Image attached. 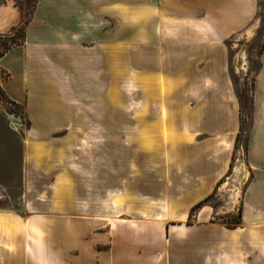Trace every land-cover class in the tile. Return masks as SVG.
Here are the masks:
<instances>
[{"label":"crops","instance_id":"0c3cea01","mask_svg":"<svg viewBox=\"0 0 264 264\" xmlns=\"http://www.w3.org/2000/svg\"><path fill=\"white\" fill-rule=\"evenodd\" d=\"M233 6V0H36L22 43L2 57L18 54L17 95L3 83L11 69L0 65L4 94L30 122L22 139L23 183L62 181L67 161L59 133L76 121L104 119L105 98L120 76L122 15L132 17V40L144 42L145 69L135 71L147 78L148 91L132 105L148 107L132 117L151 142L132 160L131 220L106 222L104 210L71 186L57 200L50 192L23 193L28 203L21 208L0 209V264H264V47L253 83L240 221L232 228L211 222L203 208L186 224L191 207L225 176L238 122L223 80V37L211 31L184 37L168 26L212 24L201 9ZM22 20L13 2L0 0V34ZM104 51L113 61L107 68Z\"/></svg>","mask_w":264,"mask_h":264},{"label":"rangeland","instance_id":"374dc122","mask_svg":"<svg viewBox=\"0 0 264 264\" xmlns=\"http://www.w3.org/2000/svg\"><path fill=\"white\" fill-rule=\"evenodd\" d=\"M10 1L20 9L23 20L28 19L36 2ZM233 5L232 10L221 7L201 9L200 17H211L212 24L168 26L169 32H179L184 37L210 31L223 37L221 45L226 54L223 80L227 79L230 84L238 122L225 176L217 182L201 206L191 213L189 211L186 224L196 222L200 210L204 208L208 211L211 222L234 227L239 216L242 191L248 180L245 151L258 55L264 47V0H233ZM191 11L185 9V14ZM227 21L229 22L225 23ZM121 31L120 61L119 64L117 62L120 76L114 84L116 87L113 88L111 98H105L104 119L76 121L70 127L72 129L59 133L60 136H65L60 139L65 147L66 152L63 154L67 162L61 171L59 169L61 174L58 176H61L62 181L54 185L24 184L21 179L22 139L30 128V122L23 106L4 94L1 82L6 75L0 68V91L3 93V97H0V209L21 208L24 203H28L24 201L23 193L50 192L57 200L71 186L90 201V207L98 206L104 210L106 222L132 219V178L137 169L132 160L138 156V149H144L147 140L151 142L145 131H142L143 128L136 129V122L132 117L139 107L144 113L148 106L138 102L136 110L132 103L135 104L136 97L144 99L148 88H145L144 81L147 78L135 71L136 67L145 69L144 42L132 40V17L122 15ZM10 39L15 41L14 46L20 45L22 28L0 34V45ZM136 52L142 56H136ZM17 56L15 52L0 60V65L5 70L11 69L12 73L3 81L4 86L10 94L16 95L19 91L18 81L12 67L17 65ZM100 58L105 68L109 63L113 64L105 51ZM104 80L107 87L111 79L106 72ZM155 107L159 109L158 106ZM133 191L136 192V188ZM168 235L167 233V238Z\"/></svg>","mask_w":264,"mask_h":264},{"label":"trees","instance_id":"16d2710c","mask_svg":"<svg viewBox=\"0 0 264 264\" xmlns=\"http://www.w3.org/2000/svg\"><path fill=\"white\" fill-rule=\"evenodd\" d=\"M19 9V8H18ZM20 10V9H19ZM27 20H22V23H20L17 27H15L14 29H18L19 27L22 28V39H23V29H24V25L26 23ZM13 30V29H12ZM15 41L13 39L7 40L6 42H3L0 45V59L12 48L14 47V43ZM0 97H3V93L2 91H0ZM236 143V142H235ZM209 197V196H208ZM207 197V198H208ZM206 201V198H204L203 200L197 202L194 206L191 207L190 209V213L195 210L196 208H198L199 206H201L203 204V202ZM239 216L238 218L235 220L234 225L239 223Z\"/></svg>","mask_w":264,"mask_h":264},{"label":"bare ground","instance_id":"6f19581e","mask_svg":"<svg viewBox=\"0 0 264 264\" xmlns=\"http://www.w3.org/2000/svg\"><path fill=\"white\" fill-rule=\"evenodd\" d=\"M248 33H250V31L248 30Z\"/></svg>","mask_w":264,"mask_h":264}]
</instances>
